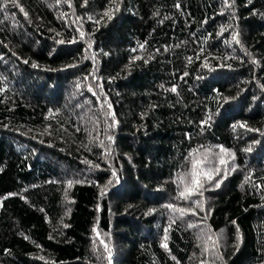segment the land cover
I'll return each mask as SVG.
<instances>
[{
	"label": "trees",
	"instance_id": "obj_1",
	"mask_svg": "<svg viewBox=\"0 0 264 264\" xmlns=\"http://www.w3.org/2000/svg\"><path fill=\"white\" fill-rule=\"evenodd\" d=\"M118 3L0 0V264H264V0Z\"/></svg>",
	"mask_w": 264,
	"mask_h": 264
},
{
	"label": "snow or ice",
	"instance_id": "obj_2",
	"mask_svg": "<svg viewBox=\"0 0 264 264\" xmlns=\"http://www.w3.org/2000/svg\"><path fill=\"white\" fill-rule=\"evenodd\" d=\"M13 4H15V0H11ZM59 3L60 0H57ZM112 4L115 5L114 8L110 7L108 11L104 12V16H106L109 20L113 19V12L114 11H119V3L118 0H110ZM87 3V0H85V4ZM71 6V4H69ZM225 6L230 7V5L227 3V0H225ZM2 7V6H0ZM23 11V9H21ZM91 19V17L89 18ZM79 22V18H77V23ZM99 23V21H96ZM79 30V29H78ZM221 31H224V29H221ZM85 36V33L83 31H80V37L83 39ZM233 40L236 41L237 43L239 42L238 36L234 35ZM65 41L59 40L57 43L63 44ZM74 42V41H73ZM89 49L91 48V44H89ZM142 48L143 45H140ZM93 60L94 55H93ZM85 59H88L86 56ZM136 59H139V57H136ZM27 63V61H25ZM74 66V65H73ZM33 67H36L35 64H33ZM94 75V73L92 74ZM87 79V77H85ZM79 86V85H78ZM91 91V88L89 89ZM172 91H175V88L172 89ZM96 95V93H93ZM102 94V91H101ZM104 103H107V100L105 99ZM103 106V105H102ZM109 108L111 105H108ZM210 119V117H209ZM204 123H207L205 121ZM240 127H245V125L241 124L239 125ZM233 127H236L235 125ZM251 131V129H249ZM109 140H111V137H108ZM101 143H103L101 141ZM251 149H246V151H250ZM110 154V153H106ZM219 155V164L220 165H227V161L223 158L225 155H230V153H227L226 150L223 147H220L219 149V154H214L212 153L211 149H207L204 151V153H200L198 150H194L193 153L189 154L190 157V169L183 175H181L177 181H174V183L178 184V187H180L182 190L178 192L177 199L184 200V201H190L192 205H194L195 208L200 209L201 211L203 210V202L201 200H195L192 201L191 198L193 196H203V190H205V184L209 182L215 181V186L218 188L220 184L223 182V178H226L228 172H227V167H224L223 169L221 167H218L214 164L212 156ZM86 163H88L86 161ZM93 167H98L97 165H93ZM223 171V177H221V172ZM116 173L113 172V176L115 177ZM219 177V178H218ZM78 182V181H77ZM73 184V181H68V187L71 188ZM101 195H103V190L101 192ZM165 207H167L170 211L179 213L180 217H183L186 214H192L195 215V211H193L192 207L189 208H183V207H177L174 206L173 204H168ZM206 219V217H205ZM173 223L175 222L174 220L172 221ZM235 223V221H233ZM197 225L195 224H189L188 227H196ZM93 231L95 232L96 229L94 228ZM167 229L165 232L167 233ZM237 232H239V229H237ZM209 240L212 242V246L214 248H218V240L212 239L211 236L208 237ZM239 239V236H238ZM165 242L162 243V247L167 249V235H165L164 238ZM103 243V241H101ZM239 245H237L238 247ZM105 250H108L107 245H105ZM206 252L208 251L207 246L204 249ZM109 264H111V261H109ZM202 264H206V262H202Z\"/></svg>",
	"mask_w": 264,
	"mask_h": 264
}]
</instances>
